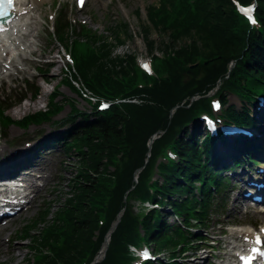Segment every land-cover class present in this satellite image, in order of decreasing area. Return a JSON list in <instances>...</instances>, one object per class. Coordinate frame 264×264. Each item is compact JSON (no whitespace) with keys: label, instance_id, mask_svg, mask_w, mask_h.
Wrapping results in <instances>:
<instances>
[{"label":"trees","instance_id":"obj_1","mask_svg":"<svg viewBox=\"0 0 264 264\" xmlns=\"http://www.w3.org/2000/svg\"><path fill=\"white\" fill-rule=\"evenodd\" d=\"M258 2L257 13L263 25L260 32L251 30L236 14L232 0H159L157 5H149L145 12L148 22L141 26V38L148 53L157 50L162 55L154 57L155 77L150 88L146 87L149 79L135 69L130 53L123 57L113 55L112 42L122 45L131 37L125 22L108 25L107 35L92 30L56 33L62 43L72 41L75 52L73 71L61 78V84L77 95L76 85L83 82L96 96L112 98L121 94L136 97L137 102L113 106L91 119L80 114L69 98L55 101L60 95L57 93L49 98L46 111L27 115L18 122L25 126L46 120L66 104L73 114L82 117L71 142L64 144L66 153L78 158L67 181V191L58 206H48L19 235L20 240L28 241L24 264L91 263L120 212L105 256L96 264H127V244L138 243L137 215L129 211L128 202L134 193L149 196L145 179L152 173L153 159L169 143L179 154L180 162L159 168L162 184L157 191L183 223L187 224L189 217L198 224L204 223L210 204L208 194L204 204L198 206L188 189L196 178L203 180L201 174L217 186L222 184L223 177L204 161L211 152L210 142L195 139L189 125L195 109L206 107L205 95L211 91H216L222 100L225 88L264 93V0ZM152 30L166 36L159 47L150 38ZM139 82L143 89L136 87ZM193 97L198 99L190 103ZM9 109L0 104L3 126L14 123L5 115ZM228 113L238 124L251 122L244 106L241 111L231 106ZM155 134L157 138L148 149ZM250 143L246 140L242 145L247 148ZM206 186L207 183L204 194ZM141 227L146 241L157 252H172L179 243H189L179 225H174V232L165 229L158 211L145 217Z\"/></svg>","mask_w":264,"mask_h":264},{"label":"rangeland","instance_id":"obj_2","mask_svg":"<svg viewBox=\"0 0 264 264\" xmlns=\"http://www.w3.org/2000/svg\"><path fill=\"white\" fill-rule=\"evenodd\" d=\"M157 2H159V0H90L87 6L82 11H77L73 7V5L71 6L69 3V6L65 5V10L67 12V17L70 16V18H73L77 22H86V26L88 28L97 30L99 31V33H102L104 35H107L108 25L114 23V21L125 22L129 27L131 37L127 39L126 42L122 45H115L114 42H112V44L114 45L113 55L123 57L126 54L133 53L136 54L137 57H139L145 55L148 56L144 40L141 38V26L146 25L148 22L146 20V8L149 5L155 4ZM61 7L62 6H60L58 9L57 7H54V9H57V12L62 11ZM42 24V21H40L39 25L37 26V29H39L41 33L38 39L34 41V46L32 47V49L36 51V59H42V62L39 64L33 63L25 75L19 78H15L11 84L9 82L5 83L2 91L0 92V95L3 94L2 97L4 98L5 102L10 103V99L19 97L24 94L22 83L25 80L22 82V79H33L35 81H38V84H40L39 87L41 86L39 96L35 100H32L28 96V99L25 100L24 104L22 103L21 105L13 108L10 107V109L5 113V115H7L13 121H19L28 114L44 111L49 92L52 91L54 86H56V84L59 82V79L62 76V70H64L65 68L63 67L61 59L56 55L61 51V46H59V44L55 40L48 36L49 33ZM165 37L166 36L164 34H157L153 30L150 36V38L154 40L157 47L160 46V43L165 39ZM49 61H53L55 64L53 65V67H51L50 77L47 76V78H49V80L47 79L49 81V84L48 86H45V83L40 81L41 79L38 78V76H35L32 67L36 68L37 66L45 64ZM13 87H15V89H20L14 91L15 89H12ZM5 88H8L9 92ZM56 92L60 94L57 95V100H60V97L63 96L66 98H72L74 99L75 106L79 111H90L91 108L87 104V102L84 101V99H81L78 95L71 92L68 88L59 86ZM1 100L2 99L0 97V101ZM229 101L235 105L236 109L240 108L241 104L238 99L229 98ZM70 109L71 108L69 107V105L65 106L58 114H56V117L54 116L52 118V121L56 122L64 119L69 113ZM78 117L79 116H76L75 123H77ZM33 127L34 126L31 125L26 133L33 135V138H36L38 140L44 138L45 142L48 141V143H50L54 141L55 135L64 133L68 125H65V122H48L39 126V128ZM17 129L18 128L15 126H10L9 129L5 132V137H8V135L21 134L22 132L18 131ZM202 136L203 134H199L198 139L201 140ZM0 140L5 142L6 144H10L8 139L6 138L4 140L2 137H0ZM53 150L56 152L58 151L60 155L57 156L54 151L47 153L46 155H44L42 160L38 161V165L34 164L29 171L31 172L37 170L38 166L44 165L48 167L50 169L48 170L49 178L47 180L43 178L46 184V188L40 194L37 201L31 206V209L27 213H24L18 218L12 220V222L8 226L0 230V264L25 263L28 244L27 242L16 241L15 236L18 234V231L21 230L23 224H25L27 221L36 219V214L41 211V206L47 205L44 203L50 202L51 205L58 206L57 202L67 191L66 184L73 175L74 165H76V162H78V158H65L60 147H54ZM237 151L238 150L236 148L235 153H238ZM46 152L47 151H41L40 155ZM147 156H149V152H147ZM154 179L156 181L158 180L159 183H162L161 177L158 178L157 176H154ZM235 183L236 177L232 178L229 181L228 185L231 186ZM47 193L48 195H45ZM228 193L230 196L226 201L227 210H225V214L217 215L216 212H213L210 218L209 225L205 226L204 229L199 232L200 234L209 235V238L213 237L216 239H222L221 247H223V243L230 238V234L228 232L224 234L221 233L222 229L225 230V228H228V225H230L232 222L248 225L250 223H253L257 216L256 213H252V210H250L249 212H244L243 210H241L240 203L238 204L239 211L237 214L227 215L228 209L231 207V201L233 199V193ZM54 209L55 208L51 210V213L54 211ZM113 224L115 227L116 222H114ZM2 242H5V246L2 245ZM215 254H218L217 249H215ZM161 255L165 257L163 253H161ZM206 256L207 253H198L196 257L197 259L189 258L187 260H183L182 263L207 264ZM98 259L99 257L97 256V258H94L93 262L97 261Z\"/></svg>","mask_w":264,"mask_h":264},{"label":"snow or ice","instance_id":"obj_3","mask_svg":"<svg viewBox=\"0 0 264 264\" xmlns=\"http://www.w3.org/2000/svg\"><path fill=\"white\" fill-rule=\"evenodd\" d=\"M79 4L83 6L84 0H78ZM234 4H236L237 7V14L241 15L243 19H245L249 24L255 25L257 20L255 19L254 12H255V5H248L243 6L239 4V0H233ZM4 3L7 5H11L13 3V0H4ZM0 15H4L3 12H0ZM143 68L146 70H149L150 72V66L148 64H144ZM102 107L107 108V105H103ZM261 232H264V229H261ZM245 242L249 240L248 237H244ZM252 245H260L264 243V240H262L261 236L258 234L252 239ZM256 254V255H253ZM238 259L241 262V264H254V261H256L257 257L264 258V250H261L258 247L251 246L249 254H240L237 253ZM141 259L143 260H149L152 259L150 252L145 250L142 253Z\"/></svg>","mask_w":264,"mask_h":264},{"label":"bare ground","instance_id":"obj_4","mask_svg":"<svg viewBox=\"0 0 264 264\" xmlns=\"http://www.w3.org/2000/svg\"><path fill=\"white\" fill-rule=\"evenodd\" d=\"M21 1V0H20ZM46 1H49V0H40V3H37V1L36 0H32V3H31V5L32 6H34V9L33 10H29V12H28V14H27V16L28 15H30L31 14V12L32 11H34L35 10V8L37 7V5H41V4H43V3H45ZM30 4V1L27 3V6ZM27 8V7H26ZM27 9H30V8H27ZM26 16H24L23 18H25ZM22 18V19H23ZM35 17H30V23H29V29H31L32 28V26H33V24L35 23ZM18 30L17 29V27H16V25L13 27V29H12V31L13 30ZM28 33H30V30L28 31ZM28 33H26V35L28 34ZM25 35V36H26ZM25 36H22V37H17V38H14L13 40H12V42L14 43L16 40H23V38L25 37ZM27 48V47H26ZM3 151H6V148H4L3 147V149H2ZM22 154H23V152L22 151H16V152H8V153H5V152H1L0 153V163L2 162V161H4V160H8V161H10V160H12V159H18V158H20L21 156H22ZM30 187H32V184L30 185ZM242 198V196H241V194H240V192H238L236 195H235V197H234V199H233V204L231 205V207L229 208V210H228V214H230V215H232V214H237L238 213V203H239V201H240V199ZM259 219H260V221H262V224L264 223V216H261V217H258ZM260 221L259 220H256V221H254L255 223H260ZM239 232H242V236H245L248 232H250L249 230H246V231H232V233L233 234H236V235H238L239 234ZM105 247L106 246H104L103 247V250L105 249Z\"/></svg>","mask_w":264,"mask_h":264},{"label":"water","instance_id":"obj_5","mask_svg":"<svg viewBox=\"0 0 264 264\" xmlns=\"http://www.w3.org/2000/svg\"><path fill=\"white\" fill-rule=\"evenodd\" d=\"M151 142H149V144H150ZM119 220V215L117 216V221ZM113 227L109 230V232H108V235H109V233H111L112 231H113ZM108 235H107V237L105 238V241H104V244H107L108 243Z\"/></svg>","mask_w":264,"mask_h":264}]
</instances>
